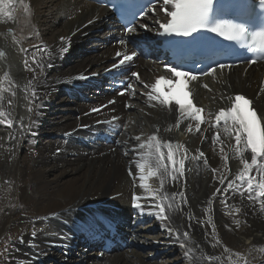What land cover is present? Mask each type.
Wrapping results in <instances>:
<instances>
[{"label": "bare ground", "instance_id": "6f19581e", "mask_svg": "<svg viewBox=\"0 0 264 264\" xmlns=\"http://www.w3.org/2000/svg\"><path fill=\"white\" fill-rule=\"evenodd\" d=\"M51 1L59 2L54 5L55 13L44 20L37 19L42 12L38 4L43 7V0H12L8 9L13 13L11 18L0 15V36L3 31L10 45H20V54L14 50V57H20L22 63L21 69H16L17 78L0 84V112L4 113L0 120H5L0 124V208H5L0 211V236L10 238L11 246L6 264H67V259L71 261L68 264H264V210L260 207L264 197L257 198L258 190H254V199L249 200L246 182L238 189H228L229 181L241 184L237 179L243 168L241 160L250 163V151L243 157L238 155L231 122L221 128L220 140L215 141L212 127L204 136L194 134L187 132L189 122L178 123L177 117L165 114L157 101L146 95L151 74H157L154 64H141L138 69L144 85H137L132 98L124 101L127 108L122 111L125 129L121 149L111 152L84 147L70 137L64 139L63 133L93 120L80 117L87 110L85 104L64 96L63 90L71 86L67 81L80 71L88 70V74L109 66L104 64L109 48L102 46L103 39L98 44L101 48L92 40L102 38L103 33L81 37L94 28V24L83 25L100 17L103 9L81 0ZM148 18L152 20L151 16ZM41 22L47 26V37L37 32H41ZM7 28L20 38L19 44L11 41ZM69 35L73 50L64 65V43L59 38ZM81 45L86 47L84 55ZM5 57H9L7 50L0 52L2 81L7 73L12 75L14 68ZM20 77L24 80L20 81ZM258 78L255 68L244 75L235 71L208 78V87L199 92L197 101L206 106L208 115L214 116L218 108L229 102V94L244 91L255 95ZM20 84L27 90L22 88V98L29 104L26 123H19L22 105L14 104L13 95L17 91L20 94ZM255 104L264 124V90L259 92ZM50 107L54 111L50 125L40 127ZM153 135L161 142H171L174 150L181 146L174 158L183 161L184 167L180 163L169 164L168 150L162 148L168 173L157 170L154 149L150 153L147 147H140ZM41 136L49 140L44 145L38 140ZM137 136L140 140L135 139ZM243 147L239 145L240 149ZM54 150H59L58 156ZM200 152L204 153L202 157ZM137 163L144 164L142 172ZM64 164L68 167H61ZM174 167L181 171L176 172ZM152 171H157V175H150ZM141 175L145 177L143 181ZM250 175L257 176L256 169ZM258 182L257 176L253 184ZM142 183L148 190L140 187ZM8 193L11 197H7ZM134 195L138 197L136 201ZM161 200L169 217L163 221L155 215L159 208L152 207ZM95 203L110 217L130 219L133 232L147 240L146 244L132 242L127 251L99 261L92 259L87 248L78 249L84 234L82 225L94 221L86 205ZM134 203L141 208L131 209ZM104 204L117 205L120 210H107ZM146 216L153 217L155 225L143 221Z\"/></svg>", "mask_w": 264, "mask_h": 264}, {"label": "snow or ice", "instance_id": "6c2138e0", "mask_svg": "<svg viewBox=\"0 0 264 264\" xmlns=\"http://www.w3.org/2000/svg\"><path fill=\"white\" fill-rule=\"evenodd\" d=\"M23 3V0H21ZM151 3V0H149ZM12 5V0H0V15H4L11 18V13L8 11L9 7ZM163 5L165 6V11L167 14V22L161 23L160 28L162 31L161 35H171L176 34L178 36L189 37L193 33H197L198 30L206 29L212 33H216L221 37L229 41H236L240 47H247L249 52L258 53L264 58V24L260 26L257 31H250L244 24H234L228 21H217L214 16L211 15L213 9V0H163ZM170 6L171 10H167ZM261 6L264 7V0H261ZM25 7H27L25 5ZM153 11H155V6H153ZM143 14V13H142ZM142 27H146L142 25ZM128 31H134V29H128ZM63 39V38H62ZM120 44H125V41L122 39L119 41ZM67 48L62 49V51L67 52ZM26 51V50H25ZM117 56H120L121 53L117 52ZM135 53L132 55H124L123 59L119 61L118 64L112 65L113 69L121 68L122 66L130 64L132 62ZM255 61H249V63H254ZM218 68L224 69L225 67H230L229 65L218 64ZM174 76L179 77L180 72L176 68L169 69ZM215 69H209L208 72L202 73V75H209L214 73ZM131 76L134 77L137 81H140V77L136 72H132ZM81 79H87L88 77L81 76ZM197 79L196 75L191 76V80L195 81ZM142 83V81H140ZM160 84V79L156 80V83L152 85L153 92H156V95L149 93V98L151 100H157L161 105L168 106L174 102L178 106V110L183 117H190L193 120L198 122H203V109L196 107L191 100L185 102V97L187 93L180 94L179 92L173 93L166 98H162L159 95L158 85ZM205 88L208 85H204ZM133 85L128 84V89H132ZM126 91V90H124ZM124 91L120 94L123 95ZM35 95V93H34ZM115 101H110L109 103H114ZM127 107V105H126ZM93 112L99 111V109H92ZM4 113L0 112V117H3ZM216 120L218 122H231V127L235 133V141L237 144V153L241 157L244 156L245 152L251 153V162L247 159H242L243 168L240 170L237 179L241 182L240 185H235L234 182L229 181L228 189L240 188L244 182L247 183V191L249 193L248 199L253 200L251 193L254 190L256 192L257 198L264 197V126H262V121L257 117V112L254 107V102L244 95L237 94L232 99V106L230 108H221L216 115ZM5 123V120H0V124ZM9 125L11 121L7 122ZM179 123V121H178ZM191 126H189V131H191ZM197 130H199V123L197 124ZM136 140H140V137H135ZM214 139H219V134L214 137ZM154 142V143H153ZM243 144V149L239 148V145ZM140 147H147L151 153L154 149V154L157 157V170H163V173H168V168L164 163V155L161 151L162 148H166L167 151V161L169 164L175 166L177 163H180L181 168L183 166V161H177L174 157L176 152L181 146H177L174 150L171 142H161L157 139L155 135L149 137L147 144H142ZM135 151V148L132 149ZM224 149L221 148V152ZM199 155L202 157L204 153L200 152ZM136 167L141 170L144 169V164L137 163ZM181 168H175L176 172H180ZM253 169H256L257 176L259 177V182L253 184V181L257 179V176L250 175ZM215 171V169H213ZM131 175V170L129 171ZM171 174V173H169ZM150 175H157V171L150 172ZM176 179L175 176L172 177ZM140 179L143 181L145 177L140 176ZM220 183H224L223 180ZM161 184L163 185V179H161ZM141 188L148 190V186L144 183L140 185ZM226 189L225 191H228ZM215 195V193L213 194ZM243 195V193H241ZM138 197L133 196V201H136ZM136 208H141V205H133ZM152 207H158L159 211L155 213L156 217L160 220L169 219L165 215V207L163 200L159 204L153 205ZM170 207V206H169ZM261 209L264 210V202L260 205ZM141 211V215H143ZM152 215L151 212L148 213ZM169 234H172V230L168 229ZM33 232V236H35ZM187 235V233H185ZM183 246V245H182Z\"/></svg>", "mask_w": 264, "mask_h": 264}, {"label": "rangeland", "instance_id": "374dc122", "mask_svg": "<svg viewBox=\"0 0 264 264\" xmlns=\"http://www.w3.org/2000/svg\"><path fill=\"white\" fill-rule=\"evenodd\" d=\"M59 1H57V2H52L51 0H43V3H45V5L42 7V4L41 3H39L38 4V7H39V9H40V11H42L41 13H39L38 14V16H37V19L39 20V19H42V20H44V19H46V17L47 18H49L50 16H51V14H53V13H55V4L56 3H58ZM54 3V4H53ZM54 6V7H53ZM52 7V8H51ZM51 8V9H50ZM11 13V12H10ZM11 15H13V13H11ZM6 17V16H5ZM41 24H42V22H41ZM43 26V27H42ZM40 31L41 32H39V30L37 31L39 34H42V35H44L45 37H47V31H46V29H47V26L46 25H41L40 27ZM1 30V29H0ZM5 33L3 32V31H1V36H0V52H4L5 51V47H7L9 50H8V52H9V57L7 58V63L8 62H10V64L12 65V66H14V68H12V75L11 76H9V73H7V72H5V73H7V78H6V80H4V81H2L3 79H1V77H0V84H5V83H7V82H10L11 83V80L14 78H17L16 77V69L17 68H20L21 69V65H22V63H21V60H20V57L18 58V56H16V57H14V50L16 51H18V54H20L19 53V46L17 45H14V47L12 46V45H10L9 44V42H7V38H5ZM49 35V34H48ZM10 37L12 38V40L11 41H13V43H16V44H19L20 43V38L19 37H17V36H14V35H10ZM2 40H4V41H2ZM19 42V43H18ZM5 43V46H3L2 44H4ZM82 45L80 46V49H82ZM13 48V49H12ZM83 49H86V47H83ZM83 51V50H82ZM84 53L85 52H83V55H84ZM11 55V56H10ZM66 59H67V61L69 60L68 59V56L66 57ZM62 60V59H61ZM64 65H66V64H64ZM10 67V66H9ZM20 78H22V79H19L20 81L21 80H24V78L23 77H20ZM2 82V83H1ZM18 82V81H17ZM23 82V81H22ZM13 83V82H12ZM15 83V82H14ZM19 84V83H18ZM20 86H21V91H20V94H19V91H17L16 93H14V95H13V97H14V100H15V103L14 104H16V107L18 106V104H19V106L20 105H22V108H21V110H23L22 112H21V118L19 119V123H23L27 118H25V117H27L28 116V106H29V104H28V100L26 99V98H22V97H24L25 95H24V89L26 90V87L24 86H22L21 84H20ZM22 88H24V89H22ZM26 92H27V90H26ZM16 96H18V102L16 101L17 100V97ZM29 99V98H28ZM45 116H46V121H44L43 123H41L42 125L40 126V127H44V126H49L50 124H49V121L48 120H52V117L54 116V111H52V109H51V107L50 108H48L47 110H46V113H45ZM44 116V117H45ZM24 118V119H23ZM22 119H23V121H22ZM22 121V122H21ZM24 123H26V122H24ZM49 124V125H48ZM19 127H20V125L18 126H16L15 127V132L16 133H18V131H19ZM39 127V126H38ZM41 143H42V145H44L45 143H46V141H49L48 139H46V136H41V137H39V139H38ZM23 143H25L26 144V142L24 141ZM54 153H55V155L56 156H58L59 155V150H54L53 151ZM12 156H14V154H12ZM19 157H20V159H24V155L22 154V153H19ZM67 166V164H64V165H62L61 167H66ZM68 167V166H67ZM38 168V167H37ZM36 168V169H37ZM1 196V195H0ZM7 197H11L10 196V194L8 193L7 194ZM1 198V197H0ZM5 210V208L4 207H1L0 208V211H4ZM139 240H143L144 242H145V244H146V242H147V240H145V239H141V238H139ZM11 249V246H10V238H8L6 235H1L0 236V264H6V256H7V252L9 251ZM173 256L174 257H177V253H174L173 254ZM76 257H74L73 258V260L75 259ZM77 259V258H76ZM67 260H69V262L67 261ZM67 260H65V262L64 263H70L71 261H70V259H67ZM73 260H72V262H73ZM79 261H81V260H78V262Z\"/></svg>", "mask_w": 264, "mask_h": 264}]
</instances>
